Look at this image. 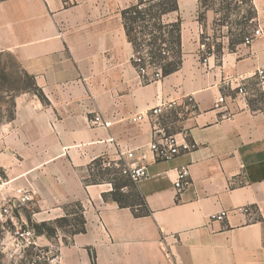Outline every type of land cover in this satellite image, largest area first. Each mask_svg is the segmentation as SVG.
Instances as JSON below:
<instances>
[{"label":"crops","instance_id":"crops-1","mask_svg":"<svg viewBox=\"0 0 264 264\" xmlns=\"http://www.w3.org/2000/svg\"><path fill=\"white\" fill-rule=\"evenodd\" d=\"M137 1L0 0V53H13L38 88L16 94L12 116L0 120V166L35 193L27 205L35 232L29 246L41 255L32 263L49 255L46 264H264V108L223 84L264 66V38L230 45L220 26L222 45L204 65L206 38L219 31L218 9L178 0L162 21L180 23L181 64L145 83L122 14ZM252 5L246 12L264 26V0ZM170 100L177 105L161 120L165 130L187 129L195 148L154 160V117L132 118ZM96 113L111 126L92 124ZM127 150L148 168L133 182L146 207L120 206L104 198L111 182L86 179L100 159L118 172L112 164ZM182 165L190 166L191 185L178 193ZM74 205L82 207L83 232L60 223ZM246 205L250 214L237 211ZM222 210L226 218L214 219ZM42 223L53 232L37 231Z\"/></svg>","mask_w":264,"mask_h":264},{"label":"built area","instance_id":"built-area-1","mask_svg":"<svg viewBox=\"0 0 264 264\" xmlns=\"http://www.w3.org/2000/svg\"><path fill=\"white\" fill-rule=\"evenodd\" d=\"M159 2L160 0H152ZM216 5L218 12L216 22L219 26L228 29L229 19H223V12H228V16L239 14L240 21L243 28L240 31L241 41L240 44L250 45L256 38H264V26L259 22L255 15H249L245 7L249 6L252 10L253 0H208ZM230 17V20H231ZM211 36L206 38L209 41ZM228 38V37H227ZM138 47L134 49L132 54V61L135 65L137 73L141 81L149 83L163 79L164 62L155 58L153 49L149 47L145 39L138 37ZM238 43V44H239ZM159 45L158 57L162 60L170 56L173 45L162 42ZM204 55L202 56V63H208L210 56L216 52V46L211 44L209 46L203 45ZM225 87L232 88L237 97L244 100H255L262 108H264V66H257L253 74L250 76L240 75L235 78H227L223 81ZM189 102L191 111L195 110V100L192 95L186 97ZM223 97L218 101H223ZM177 101H161L156 106L149 108L146 112L137 114L132 118L134 122H141L146 117H154L153 124V138L148 145L154 160L169 161L176 156L190 152L195 148L194 142L189 139V132L187 129L182 128L177 132L168 133L163 123L162 118L168 119L172 111L176 108ZM218 105V104H217ZM92 124L98 126H111V122L104 119L101 113H96L90 120ZM119 161L114 162L112 165L117 168L121 176L126 177L128 180L136 183L149 175L148 168L145 164H139L135 150H127L121 153ZM145 159L144 156H142ZM137 160V161H136ZM109 165H111L109 163ZM191 185V173L189 165H182L176 169V176L174 186L178 193L182 192L185 188ZM35 200V193L30 188L22 185H15L6 173V170L0 166V213L6 219L14 220L15 212L21 207L27 206ZM238 212L243 214H250V206H241L237 208ZM227 211L222 210L216 213L213 217L217 220H223L227 216ZM14 234L18 240L26 246L34 243L35 232L33 229L27 227H16Z\"/></svg>","mask_w":264,"mask_h":264},{"label":"rangeland","instance_id":"rangeland-1","mask_svg":"<svg viewBox=\"0 0 264 264\" xmlns=\"http://www.w3.org/2000/svg\"><path fill=\"white\" fill-rule=\"evenodd\" d=\"M150 5H142L141 8L148 9ZM160 6H153L151 10V14L147 15V19L145 21H138L135 24V29L133 31V36L140 37L146 40V43L153 41V35L159 36L161 39H157L156 43L161 44L162 42H166L167 44L173 45V33L172 26H166L164 28H157L155 25L159 22L157 15L159 14ZM156 16L155 18L152 17ZM223 19H229V27L225 28V34L228 37L229 42L237 41L241 39L240 31L243 28V24L240 21L239 14H235L234 16H228V12H223ZM231 17V20H230ZM163 22V21H162ZM163 24H167L164 23ZM218 25V24H217ZM219 26V25H218ZM219 31L215 30L211 35L209 41H206L209 45L214 44L216 49H220L223 39L221 36L223 33L220 31V26L217 27ZM155 43V42H154ZM149 50L151 48L154 50L155 45L153 43L147 44ZM170 56L166 57V59L162 60L158 55L155 54V58H157L156 63L159 61L164 62L165 64L169 62H173L175 60V49L172 48ZM217 51V52H218ZM33 78L29 74H27L21 63L17 60V58L11 52L0 53V120L4 118H9L13 114V97L16 94H19L24 91L33 90ZM35 91V90H34ZM87 181L91 180H99L106 181L107 179L112 180L113 182L119 183H128L129 180L121 177L114 168L105 167L102 163L98 165H94L91 170L86 174ZM122 192V191H120ZM126 196L124 201L132 206H137L141 204V199L136 195V191L132 185H129L125 191ZM71 212H74V215L65 222L60 223H68L73 224L72 228H79V220H81V210L79 206L74 205L70 208ZM30 209L28 206L21 207L18 211L15 212V218L12 221L10 218L6 219L0 213V264H33L32 258L40 253L39 248H33L30 246H26L24 243L18 240V237L14 234L16 227H29L30 223ZM52 228L51 226H47L46 228ZM41 255V254H39ZM45 255V254H44ZM46 258L49 255H45ZM46 258L39 264H46L44 261Z\"/></svg>","mask_w":264,"mask_h":264},{"label":"trees","instance_id":"trees-1","mask_svg":"<svg viewBox=\"0 0 264 264\" xmlns=\"http://www.w3.org/2000/svg\"><path fill=\"white\" fill-rule=\"evenodd\" d=\"M177 1L178 0H160L159 2H153L152 0H138L134 5L130 6L126 10H123V12H122L125 27L127 30V34L133 43L134 49H136L138 47L139 41H138V37L133 36V31L135 29V26L133 24H135L138 21H145L147 19V15L151 14L150 12H151L153 6H157V5L160 6V11H159V14L157 15V17L153 16V15H151V16L154 18L155 17L158 18L159 22H157L155 26L159 29L164 28L166 26H172L171 31L173 33V35H172V37H173V49H175V51H174L175 60L173 62H169V63L163 65L164 76L169 74V73H172L175 70H177L181 64L180 23H179V21L172 23V24H163V22H162V16L165 13H167L169 11L176 10L178 8ZM202 1L204 4L208 3V0H202ZM142 5H150V7L148 9H144V8H141ZM157 39H161V38L157 35H153V38H152L153 41L147 43V44L153 43V45H155V49L152 52L155 54L157 53L156 55H158L159 45H158V43H156L157 41H154V40H157ZM240 41H241V39L237 40V41H231L230 45L235 44V43H239ZM32 88H33V90L38 91V88H36L34 85ZM38 93L40 94V92H38ZM100 163H102L101 159L96 160L93 163V166L98 165ZM93 166L90 168V170L93 168ZM103 181H104V179H103ZM106 181H109L112 183L113 190L104 195L105 199L115 200L118 202V204L120 206H131V207H133L132 205H130L124 201L126 194L122 190L123 187H128L129 185H132L136 191V195L138 197H140V199H141V205L146 207V203H145L144 199L142 198V196L138 192V190H137V188L133 182L129 181L130 184L122 183V182L117 184L110 179H107ZM99 182H101V181H99V180H91L90 181V183H99ZM120 191H122V192H120ZM78 206H79L80 210L82 211V207L80 205H78ZM144 212L145 213L148 212L147 209L144 210ZM65 220L66 219L63 218L61 221H65ZM79 224H80L79 228H75L74 231L75 232L85 231V219H84L83 214L81 215V220H79ZM35 226L37 228V231H40V228L41 227L46 228L47 224L42 223L41 225L36 224ZM46 231L49 234H51L53 232V229L49 227V228H46ZM93 263H95L94 257H93Z\"/></svg>","mask_w":264,"mask_h":264}]
</instances>
